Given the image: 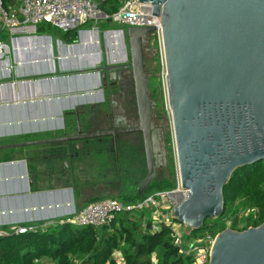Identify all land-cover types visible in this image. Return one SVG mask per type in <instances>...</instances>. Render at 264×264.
I'll use <instances>...</instances> for the list:
<instances>
[{
    "label": "water",
    "instance_id": "1",
    "mask_svg": "<svg viewBox=\"0 0 264 264\" xmlns=\"http://www.w3.org/2000/svg\"><path fill=\"white\" fill-rule=\"evenodd\" d=\"M151 6L162 33L165 90L177 172L185 195L171 194L174 220L199 232L224 212L223 191L233 174L264 162V0H139ZM103 16V15H102ZM101 16V17H102ZM151 27H128L129 69L143 138L142 197L158 166L156 107L145 71ZM122 35V32H121ZM108 71V81L114 79ZM111 73V74H110ZM121 80V73H115ZM105 79V75H102ZM76 134L58 143L114 137ZM207 264H264V223L214 237Z\"/></svg>",
    "mask_w": 264,
    "mask_h": 264
},
{
    "label": "crops",
    "instance_id": "2",
    "mask_svg": "<svg viewBox=\"0 0 264 264\" xmlns=\"http://www.w3.org/2000/svg\"><path fill=\"white\" fill-rule=\"evenodd\" d=\"M0 43V231L65 223L101 200H86L100 197L91 183L105 181L100 167L127 149L122 137L56 142L75 135L76 124L89 134L119 122L115 73L129 63L125 30L101 18L68 31L1 33Z\"/></svg>",
    "mask_w": 264,
    "mask_h": 264
},
{
    "label": "built area",
    "instance_id": "3",
    "mask_svg": "<svg viewBox=\"0 0 264 264\" xmlns=\"http://www.w3.org/2000/svg\"><path fill=\"white\" fill-rule=\"evenodd\" d=\"M97 0H0V34L5 33L9 38L16 36H30L37 32L39 27L46 25L53 29L68 31L79 25L96 22L98 19L109 20L113 24L125 27H151L153 33L149 37L151 44L156 47L157 55L161 62V80L165 81V66L161 25L159 18L152 16L151 6L147 3H139V0H124L118 11L105 16L100 11ZM103 15V16H102ZM102 16V17H101ZM3 45L0 43V49ZM170 115V112H169ZM174 146V142H173ZM181 188L177 168L175 174V186L172 190L155 191L144 194L141 199L133 203H123L116 199H101L86 205L73 219L65 223L76 227L102 228L109 226L120 212H135L141 217V227L151 235L166 230L169 233L171 244L176 248L178 255L191 259L195 264H207L214 237L208 231L201 233L198 243H188L193 231L183 225L176 229L173 218L174 202L170 195H185ZM245 217H237L236 231H243L246 226L248 213ZM250 222L258 220V211L252 212ZM225 229H231L232 221L222 219ZM63 223L45 224L11 228L9 231H0V238L8 235H24L27 233H44L54 225ZM179 224V223H178ZM252 227V226H249ZM248 227V228H249ZM233 230V229H232ZM110 258L114 264H126L121 251L111 252ZM151 264H157V256L151 254ZM31 264H57L48 257H40L32 260Z\"/></svg>",
    "mask_w": 264,
    "mask_h": 264
},
{
    "label": "trees",
    "instance_id": "4",
    "mask_svg": "<svg viewBox=\"0 0 264 264\" xmlns=\"http://www.w3.org/2000/svg\"><path fill=\"white\" fill-rule=\"evenodd\" d=\"M124 0H97L103 15L111 16L122 6ZM10 0H5V3ZM111 23L104 21V25ZM113 24V23H111ZM115 28L126 30L125 26L113 24ZM148 78V86L150 88ZM150 91V89H149ZM174 173L155 191L172 190L175 186ZM152 186V184H151ZM149 187V189L151 188ZM145 193H151L149 190ZM143 197V196H142ZM136 193L123 201L133 203L138 199ZM224 212L215 221H205L199 232L208 231L212 236L225 229L222 219L232 221L231 229L236 230V216L231 211L238 198L245 199L248 206L256 208L258 220L247 221L243 230L249 226L257 227L264 223V162L236 171L223 191ZM94 202V201H92ZM125 218H115L109 225L94 231L90 227H76L67 223L54 225L44 233L8 235L0 238V264H31L32 260L49 257L57 264H114L110 258L113 249H118L126 264H151L150 255L155 252L157 264H186L191 259L178 255L169 239L164 238L166 230L149 235L142 234V227ZM118 221V226L115 222ZM127 223H130L127 224ZM128 225L129 227L125 226ZM197 232H193L195 234Z\"/></svg>",
    "mask_w": 264,
    "mask_h": 264
},
{
    "label": "rangeland",
    "instance_id": "5",
    "mask_svg": "<svg viewBox=\"0 0 264 264\" xmlns=\"http://www.w3.org/2000/svg\"><path fill=\"white\" fill-rule=\"evenodd\" d=\"M128 27H126L127 29ZM144 57H145V71L149 78L150 93L151 98L154 101L156 107L154 126L158 131L159 138L158 142V166L156 167V177L152 186L149 190L152 192L157 189L155 184L160 185L166 179H168L171 173H174L173 179H175L176 174V157L175 149L173 146V134H172V124L171 117L169 115V108L167 105V97L165 90V81L161 80V62L156 52V47L148 41L144 46ZM124 140H130L125 138ZM133 140L137 141V149L130 148L127 145V149L120 150L118 158L111 157V160L105 166L101 168L105 169V174L99 178L100 181L97 183H91V189H99L100 197H89L86 200H97L102 198L116 199L123 202L127 198H130L135 194V189L141 182L142 178L146 175V164L145 158L142 150V140L140 137L136 136ZM133 148V147H132ZM231 211L236 217H245L244 215L248 213V218H244L249 221L251 218V213L257 210L254 207L248 206L245 199L238 198ZM124 217L125 222H133L134 224H139L141 226V217L136 215L135 212L124 213L120 212L117 214L116 218L121 219ZM130 225V223H127ZM118 226V221L115 222ZM126 227H129L125 224ZM180 226L177 222L174 223V227L177 229ZM96 228H91L89 232L94 231ZM142 234L146 233L142 228ZM147 234L151 235L148 231ZM164 238L169 239V233L164 234ZM201 238V232H197L190 238H187L188 243H198ZM171 241V240H170ZM118 249H113L112 252ZM120 251V250H119ZM155 253V252H152ZM151 253V254H152ZM151 258V255H150ZM186 264H195V262L190 261Z\"/></svg>",
    "mask_w": 264,
    "mask_h": 264
},
{
    "label": "flooded vegetation",
    "instance_id": "6",
    "mask_svg": "<svg viewBox=\"0 0 264 264\" xmlns=\"http://www.w3.org/2000/svg\"><path fill=\"white\" fill-rule=\"evenodd\" d=\"M129 69L128 64L119 67L122 77L119 81V97L123 105L122 117L113 129H107L106 133L109 134L115 129V138L122 137L129 138L130 140H124L132 149H137V141L133 140L134 137L138 136L142 140V150L144 154L143 138L140 133H135L134 130L139 126V119L137 115L136 101L134 95V85L131 76L125 75L124 72ZM158 133V132H157ZM112 138L111 136H108ZM157 138L159 135L157 134ZM133 147V148H132ZM145 158V157H144Z\"/></svg>",
    "mask_w": 264,
    "mask_h": 264
}]
</instances>
